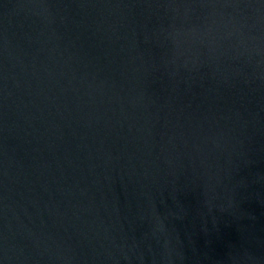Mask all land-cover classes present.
<instances>
[{
  "label": "water",
  "instance_id": "1",
  "mask_svg": "<svg viewBox=\"0 0 264 264\" xmlns=\"http://www.w3.org/2000/svg\"><path fill=\"white\" fill-rule=\"evenodd\" d=\"M0 264H264V0H0Z\"/></svg>",
  "mask_w": 264,
  "mask_h": 264
}]
</instances>
